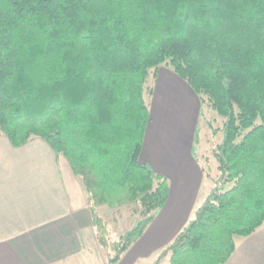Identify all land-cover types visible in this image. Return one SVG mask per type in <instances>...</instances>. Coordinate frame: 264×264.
Instances as JSON below:
<instances>
[{
  "label": "trees",
  "instance_id": "obj_1",
  "mask_svg": "<svg viewBox=\"0 0 264 264\" xmlns=\"http://www.w3.org/2000/svg\"><path fill=\"white\" fill-rule=\"evenodd\" d=\"M163 66L223 117V139L214 187L154 264H225L264 226V0H0V134L69 162L117 264L170 196L140 160ZM102 207L131 229L110 238Z\"/></svg>",
  "mask_w": 264,
  "mask_h": 264
},
{
  "label": "crops",
  "instance_id": "obj_2",
  "mask_svg": "<svg viewBox=\"0 0 264 264\" xmlns=\"http://www.w3.org/2000/svg\"><path fill=\"white\" fill-rule=\"evenodd\" d=\"M201 106L186 81L160 68L140 160L169 178L170 196L117 264L157 258L214 187L218 174L204 170L208 156L194 153ZM95 239L84 188L69 162L40 137L15 147L0 134V264H97L88 245ZM225 264H264V226L240 238Z\"/></svg>",
  "mask_w": 264,
  "mask_h": 264
},
{
  "label": "rangeland",
  "instance_id": "obj_3",
  "mask_svg": "<svg viewBox=\"0 0 264 264\" xmlns=\"http://www.w3.org/2000/svg\"><path fill=\"white\" fill-rule=\"evenodd\" d=\"M183 96V95H182ZM202 105V104H201ZM202 108V106H201ZM223 124V117L219 116L217 112L205 105L203 106V114L200 116V122L198 125L199 128V142L196 143L198 157L201 158V153L210 157V166L213 170V175L216 176L218 172L216 171L217 163L215 158L212 155V149L215 144L220 143L223 139V132L221 131L217 135L212 134L214 128L221 127ZM200 150V152H199ZM119 212L117 217L114 213V210L108 209L107 207L101 208V214L107 220V227L110 230V238L118 239L121 235L129 231L132 227L134 219H131L130 212L127 209H122ZM117 217V219H115ZM85 235L84 240L91 238L90 230L83 232ZM82 234V235H83ZM96 239L92 242H89L88 245L93 247L94 256L96 257L97 264H108L107 251L98 244ZM161 249L157 255L161 253ZM156 256L141 260L137 264H154ZM163 264H169L167 260H164Z\"/></svg>",
  "mask_w": 264,
  "mask_h": 264
}]
</instances>
